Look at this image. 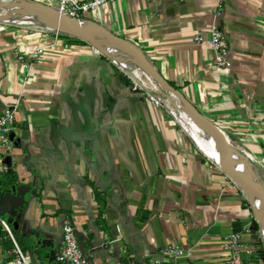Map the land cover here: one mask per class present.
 <instances>
[{
	"label": "crops",
	"instance_id": "1",
	"mask_svg": "<svg viewBox=\"0 0 264 264\" xmlns=\"http://www.w3.org/2000/svg\"><path fill=\"white\" fill-rule=\"evenodd\" d=\"M90 19L138 46L264 178V0H113ZM214 25L226 68L192 39ZM41 45L40 58L27 53ZM175 100L153 106L73 35L0 24V110L14 108L0 212L29 264H53L64 220L89 264H169L167 245L184 250L179 264H227L222 237L244 227L254 251L241 264H264L249 203L172 115ZM8 237L0 227V264Z\"/></svg>",
	"mask_w": 264,
	"mask_h": 264
},
{
	"label": "built area",
	"instance_id": "2",
	"mask_svg": "<svg viewBox=\"0 0 264 264\" xmlns=\"http://www.w3.org/2000/svg\"><path fill=\"white\" fill-rule=\"evenodd\" d=\"M113 0H47V5L54 8L61 14L70 18L77 19L81 23L94 22L90 19L92 14H96L100 6L106 2ZM220 14L219 4L216 6L215 16ZM56 33V32H55ZM197 43L206 42L210 46L212 55V65L216 68H226L229 65L226 53V45L222 36V32L215 25L205 35L203 33L195 34L192 38ZM94 52L101 54L100 51L90 45ZM46 46H36L29 49L27 53L38 59L44 53ZM17 59L21 61L22 55L18 54ZM120 71L130 81V88L132 91H141L144 97L155 107H161L166 100L165 96L169 95L163 90L155 81L146 75L133 76L118 67ZM171 99L175 100L173 96L169 95ZM172 115L176 118L175 112ZM14 119V108L4 106L0 110V155L5 152H10L13 146L10 132L12 122ZM177 119V118H176ZM178 120V119H177ZM180 123V121L178 120ZM0 170L7 172L8 167L5 163L0 164ZM254 219V216H253ZM255 220V219H254ZM0 227L8 234L11 247L5 251L8 255L4 264H29V255L22 251L11 237L9 228L5 220L0 218ZM251 230V229H250ZM248 227H244L241 231L230 232L225 234L221 240V247L226 252L227 264H241L243 255L252 254L254 246L241 245V237L243 235L251 234ZM253 235L255 236L254 232ZM258 235V234H257ZM258 238H261L259 233ZM263 242V241H262ZM264 244V243H263ZM258 251H260L258 249ZM165 258H171L169 264H179V259L183 256L184 250L179 246L167 245L161 250ZM53 264H89L85 252L79 247L75 235L74 227L69 220H64L60 228V241L54 253Z\"/></svg>",
	"mask_w": 264,
	"mask_h": 264
},
{
	"label": "water",
	"instance_id": "3",
	"mask_svg": "<svg viewBox=\"0 0 264 264\" xmlns=\"http://www.w3.org/2000/svg\"><path fill=\"white\" fill-rule=\"evenodd\" d=\"M15 1V0H14ZM16 5L22 6L26 8V10L33 12L35 14H38L42 17H46L52 20L57 21L58 23L62 24V26L65 28V32L67 34L73 35L79 39H82L86 42H88L90 45L96 47L100 53L105 56L107 59H109L112 63L115 65L122 66V64H125L126 62H132L135 64L136 67L140 68L146 76L150 77L153 81H155L163 90H165L169 95L173 96L180 105L185 108L194 118V120L210 135H212L216 143L218 145V148L221 152V155L226 161L230 162L234 166V175L236 177V184L240 187H238L234 182V184L241 190L244 197L246 198L247 202L249 203V206L251 208V211L253 213L255 221L258 223L260 227V223L258 221V218L256 217V212L258 210L253 206L252 201L250 200V197L248 195V191L246 188H250L251 186L254 187H262L260 184L253 183L249 180H247L243 176V168L242 164L239 161L238 157L236 156L235 150L229 145L224 137L222 132L214 126L211 122H209L207 119L203 118L197 110L172 86H170L164 79H162L159 74L156 72V70L152 67L150 62L145 57L142 50L136 46L135 44L124 40L112 33H110L108 30L100 26L99 24L95 22H84L81 23L77 19L70 18L64 14L59 13L51 6L44 4L42 2H34L31 0H16ZM5 3H10L5 2ZM4 4V3H2ZM13 5V3H10ZM1 5V4H0ZM107 35L114 43L119 45H127L129 48V52L132 56V58L127 59L125 61H119L117 58L113 57L107 50L106 44L102 41L103 35ZM122 63V64H121ZM169 95H166L165 98L169 102H173L171 97ZM10 138H12V134L10 133ZM15 144V142H14ZM231 179V177L229 176ZM232 180V179H231ZM243 187V188H242ZM1 197H7V195H1ZM1 202V201H0ZM4 212H7L4 210ZM264 215V211L262 212ZM2 213L0 212V218ZM261 229V227H260ZM79 245V244H78ZM80 247V246H79ZM81 248V247H80ZM54 253L51 256V260H53Z\"/></svg>",
	"mask_w": 264,
	"mask_h": 264
},
{
	"label": "bare ground",
	"instance_id": "4",
	"mask_svg": "<svg viewBox=\"0 0 264 264\" xmlns=\"http://www.w3.org/2000/svg\"><path fill=\"white\" fill-rule=\"evenodd\" d=\"M9 1H10V3H13L15 5H13V9H8V11H10V10L15 11L16 10L17 13H19L20 15L31 14L34 17L33 19H35V18L39 19V25L41 24L40 26H42V25L43 26H50L51 28H53L55 26V28L58 31L65 32V30H64L65 28L62 26V24L58 23L57 21L46 18V17H42L38 14H35L33 12L26 10L22 6L16 5V2H17L16 0L15 1L9 0ZM5 2H7V0H0V4L5 3ZM20 19H22V18H20ZM33 19H30V20H33ZM101 35H103V34H101ZM102 41L106 44V48H107L108 52L113 57L117 58V60L125 61L127 59L132 58L127 45L116 44L109 37H107V35H103ZM122 69L125 70L126 72H128L129 74L133 75V76L145 75V73L142 70H140V68H138V67L131 68L128 65L122 64ZM176 108H177V110L175 111V115L178 118V120L180 121V124L183 126V129L195 140L196 144L203 151H205L206 154L209 155V157H211L214 161H216L218 163V165L219 164L222 165L223 168H225L226 171L230 174V176L237 182L236 177L234 175V166L222 157L215 138L212 135H210L208 133V131H206L204 128H202L194 120L193 116L185 108H183L178 103H177ZM223 137L229 145H232V142H230V140L224 134H223ZM236 156L238 157L239 161L242 164L243 176L247 180H249L253 183L262 185V187L251 186L250 188H246V189L248 191V195L250 197V200L252 201L253 206L258 210V212H256V214H257L256 217L259 218V220H258L259 223L261 221L264 224V215L262 214L263 218L261 216V213L264 211V180H263L264 178L262 179V178L258 177V175L256 173L257 171L255 172L246 163L245 158H243L242 155L237 153ZM261 229L263 230V227ZM263 233H264V230L262 231V234H261L262 239H264Z\"/></svg>",
	"mask_w": 264,
	"mask_h": 264
},
{
	"label": "rangeland",
	"instance_id": "5",
	"mask_svg": "<svg viewBox=\"0 0 264 264\" xmlns=\"http://www.w3.org/2000/svg\"><path fill=\"white\" fill-rule=\"evenodd\" d=\"M7 2H9V0H7ZM8 9H13L12 4L4 3V4L0 5V24L7 23V24H15V25H19V26H25L26 24H28V25L34 26L35 28H43L44 30L46 29L49 32H59V31L52 29L50 26H43V25L40 26L41 24L39 25V19H37V18L33 19L34 17L31 14L20 15L19 13H17L16 10L15 11L14 10L8 11ZM20 18H22V19H20ZM30 19H33V20H30ZM125 65H128L131 68L136 67L135 64L132 62H126ZM235 184H236V181H235ZM252 216H253V214H252ZM261 216L263 218L262 213H261ZM258 220H259V218H258ZM260 226H261V228L263 227V230H264V224L261 221H260ZM263 230L260 229V227L257 223V234H258V236H259V233L262 234ZM263 238H264V236H263ZM7 240H9V237ZM263 243H264V239L259 238V244L262 246V250H263V254H264V244ZM2 245H1L2 248L5 247L4 251H3L4 253L7 249H9L11 247V243L6 244L5 241L2 242Z\"/></svg>",
	"mask_w": 264,
	"mask_h": 264
},
{
	"label": "trees",
	"instance_id": "6",
	"mask_svg": "<svg viewBox=\"0 0 264 264\" xmlns=\"http://www.w3.org/2000/svg\"><path fill=\"white\" fill-rule=\"evenodd\" d=\"M174 88V87H173ZM254 227H257L255 224H254Z\"/></svg>",
	"mask_w": 264,
	"mask_h": 264
}]
</instances>
